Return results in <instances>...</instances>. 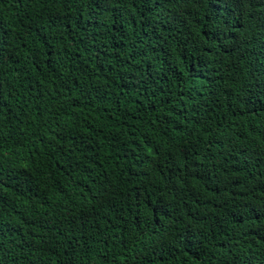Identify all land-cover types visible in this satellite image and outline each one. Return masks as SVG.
<instances>
[{
    "label": "trees",
    "instance_id": "1",
    "mask_svg": "<svg viewBox=\"0 0 264 264\" xmlns=\"http://www.w3.org/2000/svg\"><path fill=\"white\" fill-rule=\"evenodd\" d=\"M0 264H264V0H0Z\"/></svg>",
    "mask_w": 264,
    "mask_h": 264
}]
</instances>
